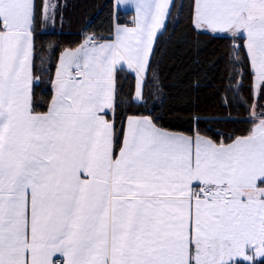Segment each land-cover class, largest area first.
I'll return each mask as SVG.
<instances>
[{"label": "snow or ice", "instance_id": "6c2138e0", "mask_svg": "<svg viewBox=\"0 0 264 264\" xmlns=\"http://www.w3.org/2000/svg\"><path fill=\"white\" fill-rule=\"evenodd\" d=\"M50 0H0V264H237L264 257V119L230 144L129 117L119 154L113 69L135 98L170 0H137L136 26L66 50L47 112L31 102L33 30ZM197 27L243 35L264 86V0H194ZM82 175L86 178H82ZM253 255H248V250Z\"/></svg>", "mask_w": 264, "mask_h": 264}, {"label": "trees", "instance_id": "16d2710c", "mask_svg": "<svg viewBox=\"0 0 264 264\" xmlns=\"http://www.w3.org/2000/svg\"><path fill=\"white\" fill-rule=\"evenodd\" d=\"M37 5L41 0H36ZM46 18L38 12L33 30L32 107L47 109L51 81L61 49L91 35L110 38L114 23L128 24L132 12L114 9L113 0H50ZM193 0H172L157 34L143 83V98L133 99L135 77L114 71L116 150L127 115H148L165 129L202 133L215 141L246 134L264 119V86L253 94V72L241 37L213 34L192 23ZM237 264H264V257Z\"/></svg>", "mask_w": 264, "mask_h": 264}, {"label": "crops", "instance_id": "0c3cea01", "mask_svg": "<svg viewBox=\"0 0 264 264\" xmlns=\"http://www.w3.org/2000/svg\"><path fill=\"white\" fill-rule=\"evenodd\" d=\"M136 2L137 0H113V5H114V9H120V10H124V11H131L132 12V21L128 24H116L114 23L113 25V30H112V34L110 36V38L108 39H104L101 43L99 44H103V43H111L115 40L116 38V34H117V28H134L136 26V17H137V12H136ZM171 3H172V0H170V7H171ZM169 7V9H170ZM169 9H168V12H169ZM168 15V13H167ZM167 15L164 19V25H165V22H166V18H167ZM192 23L193 25L195 26V28H198V29H202V30H205V31H208L210 33H213V34H229L231 36H234L232 33L230 32H220V31H212L211 29H208V28H204V27H197L196 25V22H195V13H194V0H193V10H192ZM164 27V26H163ZM160 28L158 31H157V34L163 29ZM156 34V36H157ZM241 37V41H242V44H243V47H244V50L247 54V57H248V60H249V56H248V53H247V50H246V47H245V38L243 37V35H235V37ZM88 38H85L82 42H80L79 44L75 45V46H72V47H66V48H63L60 50L59 52V55H58V59H57V63H56V66H55V70H54V73H53V78H52V81H51V87H52V94H51V97H50V100L48 102V105H47V109L46 110H43V111H39L37 113H44V112H47L48 111V108L52 102V99H53V96L55 95V85H56V81H57V71L58 69L60 68V65H61V56L62 54L66 51V50H76L77 48H80L82 45H85L86 41H87ZM156 39V37H155ZM155 39H154V42H153V45H152V51H153V47H154V43H155ZM99 44H96V45H99ZM92 46V45H91ZM91 46H88L87 47H91ZM152 51L149 55V59H150V56L152 54ZM149 59H148V63H149ZM249 65H250V68H251V64H250V60H249ZM117 67H124L126 68L127 70H129L135 77V84H134V92H133V99L136 100V101H140L142 99H139L137 100L135 98V95H136V88H137V81H138V75H137V72L135 71V69L133 68H128L127 66V62L126 61H121L120 63H118L114 69H113V77H114V71ZM147 68H148V64H147V67H146V70L141 73V77L143 79V83H144V80H145V77H146V73H147ZM252 70V68H251ZM253 72V70H252ZM254 73H253V80H254ZM114 79V78H113ZM33 75H32V81H31V84H30V89H31V99H32V85H33ZM256 93V92H255ZM142 98H143V89H142ZM112 112H113V109H109L107 110L106 112V115H105V118L108 119L109 121H112L111 119V115H112ZM129 117H138V118H142V117H148L149 119H151L150 116L148 115H127L124 119V122H123V130H122V137H121V142H120V145L119 147L115 150L114 149V144H113V151H114V155H118L119 154V150H120V147L122 146V143H123V139H124V134H125V130L127 128V120ZM152 120V119H151ZM153 122V120H152ZM259 121L255 122L250 131L246 134H242V135H236L232 138H230L229 140L227 141H215L213 140L212 138H210L209 136L205 135V134H202V133H184V132H181V131H175V130H169V129H165V128H162L158 125H156L154 122V124L160 128V129H163L165 131H168L170 133H173V134H177V135H184V136H189V137H192L193 139H195V137L197 135H199L200 137H203V138H206V139H210L212 140L213 142H215L216 144H220V143H223V144H230L232 143V141H234L237 137H244V136H247L253 129L254 125L256 123H258ZM82 178H86V176L82 175ZM248 255H253V251L250 249L248 250L247 252ZM237 259H241V260H244L243 258H237ZM246 261V260H244ZM52 262L53 264H65V258L60 254V253H56L53 257H52Z\"/></svg>", "mask_w": 264, "mask_h": 264}, {"label": "built area", "instance_id": "2783aa9c", "mask_svg": "<svg viewBox=\"0 0 264 264\" xmlns=\"http://www.w3.org/2000/svg\"><path fill=\"white\" fill-rule=\"evenodd\" d=\"M92 38L91 42H89L87 45L88 46H91L92 44H99L101 43L104 39L100 38L99 36L97 35H91L88 37L87 41L89 40V38Z\"/></svg>", "mask_w": 264, "mask_h": 264}, {"label": "rangeland", "instance_id": "374dc122", "mask_svg": "<svg viewBox=\"0 0 264 264\" xmlns=\"http://www.w3.org/2000/svg\"><path fill=\"white\" fill-rule=\"evenodd\" d=\"M255 80V78H254ZM254 80H253V94H255L256 90H255V87H254Z\"/></svg>", "mask_w": 264, "mask_h": 264}]
</instances>
